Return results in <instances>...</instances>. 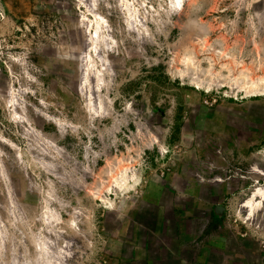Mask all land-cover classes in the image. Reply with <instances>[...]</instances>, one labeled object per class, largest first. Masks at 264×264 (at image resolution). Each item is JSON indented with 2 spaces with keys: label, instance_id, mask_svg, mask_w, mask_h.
<instances>
[{
  "label": "rangeland",
  "instance_id": "obj_1",
  "mask_svg": "<svg viewBox=\"0 0 264 264\" xmlns=\"http://www.w3.org/2000/svg\"><path fill=\"white\" fill-rule=\"evenodd\" d=\"M253 82L264 0H0V264H264Z\"/></svg>",
  "mask_w": 264,
  "mask_h": 264
},
{
  "label": "bare ground",
  "instance_id": "obj_2",
  "mask_svg": "<svg viewBox=\"0 0 264 264\" xmlns=\"http://www.w3.org/2000/svg\"><path fill=\"white\" fill-rule=\"evenodd\" d=\"M184 0H177V5L179 8H181L183 6ZM263 81V80H262ZM255 82V81H254ZM252 83L253 88L250 90L251 94H264V88L262 87H257L256 83ZM257 82V81H256ZM259 82V81H258ZM198 86L200 85L199 83H196ZM256 193H260L261 190L259 188H257L255 190ZM263 193V192H262Z\"/></svg>",
  "mask_w": 264,
  "mask_h": 264
}]
</instances>
